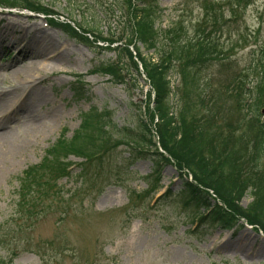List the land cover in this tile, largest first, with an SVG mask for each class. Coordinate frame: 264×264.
<instances>
[{"label": "rangeland", "instance_id": "374dc122", "mask_svg": "<svg viewBox=\"0 0 264 264\" xmlns=\"http://www.w3.org/2000/svg\"><path fill=\"white\" fill-rule=\"evenodd\" d=\"M30 1L54 12L55 19L71 22L85 31L91 29L95 34L104 36L110 28H114L113 25L109 27L108 19L105 20L97 12L95 3L88 0ZM106 1L114 5L113 1L111 4L110 0H103L104 3ZM205 1L214 2L159 0V27L183 26V40H190L196 22L203 21L200 6ZM214 5L216 15L229 13L227 0H220L219 5ZM0 20L2 23L14 20L13 29L37 25L57 39L60 50H67L69 56L57 67V73H40L46 82L38 85L51 98L48 105L36 107V113L45 114L52 104L60 111V117L47 122L42 129H34L25 118L12 121L6 129L8 138L1 143L2 147L18 144L22 149L0 172V264H264V238L253 230L238 227L226 232L220 228H207L211 224L190 223V215L196 209L191 204H185L187 195L179 192L182 179L174 166L164 165L160 174L162 188L157 198L150 199L152 194L148 191L153 190L157 181L152 163L138 159L139 149L132 143L108 138L113 133L110 129L106 131V140L100 137L89 140L105 151L98 154L100 159L87 163L83 171L78 166L81 161L69 157L65 162L71 166L70 175H61L57 181L50 180L56 184L55 189L42 183L47 174L43 175L39 180L41 185L36 188L40 194L34 191L32 196L35 199L31 201L36 202V209L43 215L40 219L24 222V218L15 213L14 206L22 173L40 164L46 150L61 136L70 139L79 126L80 115L92 108L107 111L112 124L118 129H130L134 134L139 119L143 117L144 95L148 87L144 85L142 76L138 77L124 67L119 70L125 77L122 84H115L109 77L100 74L90 75L94 67L114 62L116 52L103 49L100 47L102 44L94 42L87 34L84 37L90 43H81L52 27L41 15L26 12L9 13L0 9ZM257 23L261 26L259 33L252 31L246 44L229 49L230 41L227 42L224 36L225 42L217 43L222 56L203 72L211 79L213 89L221 87L231 73L249 72L250 52L256 54L257 47L264 40V0H253V5L247 7L241 30L251 32ZM213 37L212 33L210 38ZM0 49V89L9 92L5 100L0 101V113H7L16 107L18 100L21 102L25 98L26 90L11 87L16 83L9 71L13 66L10 67L9 63L16 56L17 49L8 52L1 45ZM140 53L146 60L156 59L152 50L140 47ZM224 64H228V68ZM256 72L248 75L250 81L256 79ZM75 78L79 79V85L74 83ZM35 79L39 78L36 76ZM170 81L175 92L179 84L175 73ZM251 86L250 83L248 87ZM75 87H82L84 91H75ZM242 99L245 102L249 97ZM10 101L15 102L9 105ZM223 101L221 98L219 105L224 108L232 105L237 109L234 99L224 105ZM175 104L177 108L176 111L173 108V112L177 113L180 103L177 100ZM238 111L235 114L240 112L241 116L243 110ZM233 119L234 115L228 114L220 122L224 124ZM166 188L169 191L162 195ZM144 191L147 196L141 195ZM137 194L142 200L134 201ZM159 195L162 198L158 199ZM250 202L251 198L246 194L240 204L245 208ZM244 236L254 239L251 246H246L247 254L245 250L234 253L223 248Z\"/></svg>", "mask_w": 264, "mask_h": 264}, {"label": "trees", "instance_id": "16d2710c", "mask_svg": "<svg viewBox=\"0 0 264 264\" xmlns=\"http://www.w3.org/2000/svg\"><path fill=\"white\" fill-rule=\"evenodd\" d=\"M158 1L119 0L117 3V0H113V6L106 5L103 0L89 1L95 3L97 12L103 18L118 19L117 26L121 30V35L117 37L121 44L113 49L116 52L115 62L94 67L93 72L110 76L116 84H120L125 82V77L119 72L121 67L137 76L136 58L150 82L153 97L149 93L143 117L139 119L134 134L130 129H118L111 123L106 111L101 113L92 108L82 113L73 136L70 139L59 138L46 150L43 161L38 166L29 167L19 179L14 206L15 213L23 217L24 222L40 219L43 215L42 211L36 209V202H31L35 199L32 196L34 191L40 194L36 188L41 185L39 180L43 175L47 174L42 183L54 189L55 184L50 180L55 181L63 175L66 167L64 160L70 155L85 159L81 165L83 171L87 163L91 164L95 158L100 159L94 154L105 151L102 147H95V142L89 140L98 137L106 140V131L110 129L113 133L108 138L125 144L132 143L139 149L137 157L152 161L156 174L160 173L162 166L172 163L176 169L187 171L191 182H184L182 190L194 205L210 210L208 217L216 221L218 226L228 228L244 220L264 233V116L262 121L259 119L260 111L264 108V40L257 47L256 54L250 52V73L257 71L254 83L247 79V75L239 78L243 72L231 73L221 87L213 89L211 79L204 76L203 72L213 61L220 60L222 51L215 40H210L207 26H203L206 22L202 23L203 27L196 22L190 40H183V26L160 30L156 27L160 18ZM236 1L239 0L233 2ZM0 6L51 13L30 0H0ZM203 8L211 13L208 17L213 21V27L222 23L223 15L213 13L207 4ZM115 11L119 16L115 15ZM219 18L222 19L219 21ZM55 25L69 37L84 44L90 43L69 24ZM78 28L85 31L80 26ZM85 32L93 33L91 29ZM110 34L114 36V33ZM93 38L109 44L113 41L102 39L100 35H93ZM247 39L240 35L239 41L229 44V49L246 44ZM138 45L145 50H153L156 60L144 59ZM224 65L228 68V64ZM174 73L180 74L183 85L179 89L180 109L177 113V106L172 102L176 92L174 94L170 83ZM250 83L253 85L248 87ZM246 96L250 102L247 104L243 101L241 105L242 97ZM221 98L225 100L223 105L234 99L237 107H245V114L240 116L239 112L236 120L229 121L230 117L228 122L221 124L220 121L229 114V109L234 107L219 105ZM246 115L250 118H246ZM154 117L157 118L155 123ZM153 129L163 153L157 151L152 141ZM113 135L116 137L113 138ZM85 143L92 148H88ZM140 149L149 150L141 153ZM151 149L153 151L150 153ZM246 194H249L251 202L243 208L240 202Z\"/></svg>", "mask_w": 264, "mask_h": 264}, {"label": "bare ground", "instance_id": "6f19581e", "mask_svg": "<svg viewBox=\"0 0 264 264\" xmlns=\"http://www.w3.org/2000/svg\"><path fill=\"white\" fill-rule=\"evenodd\" d=\"M1 20V48L2 46L6 47L8 52L13 49H17L18 51L9 63L10 67L13 66L9 71L11 76L15 77L16 83L11 87L14 89L23 87L26 90V96L21 102L18 100L16 102L17 104L15 103L16 107L14 109H11L7 113H0V172L9 165V160L17 156L22 149L18 144H11L8 147H2L1 145L8 138L9 134L8 131L6 132V129L12 121L17 122L19 119L25 118L34 129H42L46 126L47 122L56 121L60 117V111L52 104L45 114L41 115L36 113V107L48 105L51 98L46 91L39 89L38 85L46 82L40 76V73H57V67L62 65L66 57H69L66 53L67 50H60L61 47L56 42L57 39L37 25L33 24L29 27L19 26V29H13L14 20L8 23H2ZM36 76L39 78L38 80L35 79ZM7 93L9 92L0 89V101L5 100ZM242 100L244 101V99ZM14 102L10 101L9 105L14 104ZM237 109H234V107L229 109V114L234 115V120L238 117V114H235ZM234 229V226L227 228L228 231ZM253 243L254 239L249 238V236H244L236 239V241L227 243L223 248L226 250L229 249L234 253L244 252L245 250L247 254L246 246H251Z\"/></svg>", "mask_w": 264, "mask_h": 264}]
</instances>
